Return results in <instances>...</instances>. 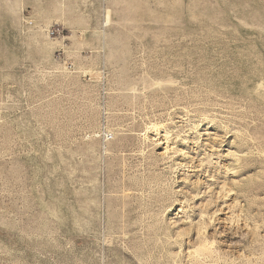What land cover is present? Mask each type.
Wrapping results in <instances>:
<instances>
[{
	"label": "rangeland",
	"instance_id": "374dc122",
	"mask_svg": "<svg viewBox=\"0 0 264 264\" xmlns=\"http://www.w3.org/2000/svg\"><path fill=\"white\" fill-rule=\"evenodd\" d=\"M0 264H264V0H0Z\"/></svg>",
	"mask_w": 264,
	"mask_h": 264
}]
</instances>
